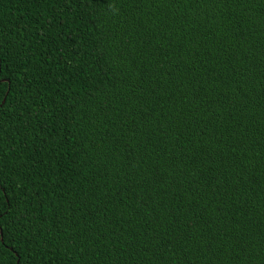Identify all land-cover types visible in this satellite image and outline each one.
<instances>
[{"label": "trees", "instance_id": "1", "mask_svg": "<svg viewBox=\"0 0 264 264\" xmlns=\"http://www.w3.org/2000/svg\"><path fill=\"white\" fill-rule=\"evenodd\" d=\"M0 264H264V0H0Z\"/></svg>", "mask_w": 264, "mask_h": 264}]
</instances>
